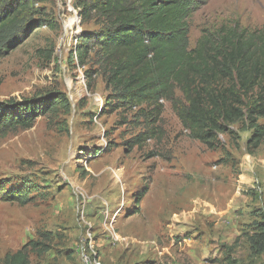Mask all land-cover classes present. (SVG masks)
Wrapping results in <instances>:
<instances>
[{"label": "rangeland", "instance_id": "rangeland-1", "mask_svg": "<svg viewBox=\"0 0 264 264\" xmlns=\"http://www.w3.org/2000/svg\"><path fill=\"white\" fill-rule=\"evenodd\" d=\"M44 6L46 24L0 61V103L62 93L72 109L0 137V185L32 198L0 200V264L29 243L31 264H83V247L102 264H264L250 244L264 220V141L249 146L241 123L213 146L195 141L164 100L157 137L131 149L146 127L138 110L108 106L103 78L88 88L76 60L81 33L99 27L81 25L74 0ZM237 21L264 27V0H199L190 48Z\"/></svg>", "mask_w": 264, "mask_h": 264}, {"label": "trees", "instance_id": "trees-1", "mask_svg": "<svg viewBox=\"0 0 264 264\" xmlns=\"http://www.w3.org/2000/svg\"><path fill=\"white\" fill-rule=\"evenodd\" d=\"M47 1L0 0V61L46 24ZM74 1L81 25L93 22L99 27L94 33L82 32L77 39L76 60L85 68L88 88L94 77H102L111 91L107 105L113 110H138L146 125L129 142L131 149L157 137L164 112L161 100L172 105L195 141L213 146L218 134H230V127L241 123L244 130L252 131L248 145L261 146L264 27L244 28L237 21L206 29L191 49L188 20L199 0ZM71 109L62 93L42 102L0 103V137L32 129L40 116L57 118L69 115ZM29 192L26 187L7 191L0 185V200L24 206L32 202ZM254 226L257 231L250 244L260 255L264 253V220ZM30 248L39 247L29 243L3 264H31Z\"/></svg>", "mask_w": 264, "mask_h": 264}, {"label": "built area", "instance_id": "built-area-1", "mask_svg": "<svg viewBox=\"0 0 264 264\" xmlns=\"http://www.w3.org/2000/svg\"><path fill=\"white\" fill-rule=\"evenodd\" d=\"M69 3H73V0H69ZM75 13H77V11H75ZM161 103H164V100H161ZM81 255H82V260H83V264H102L98 259L94 258L93 255H88V251L86 248H82L81 249Z\"/></svg>", "mask_w": 264, "mask_h": 264}]
</instances>
